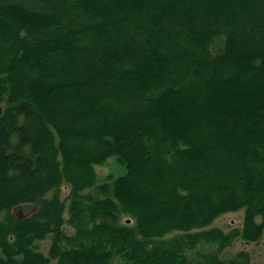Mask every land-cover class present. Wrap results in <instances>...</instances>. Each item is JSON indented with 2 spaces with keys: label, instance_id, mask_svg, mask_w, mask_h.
Wrapping results in <instances>:
<instances>
[{
  "label": "trees",
  "instance_id": "1",
  "mask_svg": "<svg viewBox=\"0 0 264 264\" xmlns=\"http://www.w3.org/2000/svg\"><path fill=\"white\" fill-rule=\"evenodd\" d=\"M237 238H264V0H0V264H249Z\"/></svg>",
  "mask_w": 264,
  "mask_h": 264
},
{
  "label": "rangeland",
  "instance_id": "2",
  "mask_svg": "<svg viewBox=\"0 0 264 264\" xmlns=\"http://www.w3.org/2000/svg\"><path fill=\"white\" fill-rule=\"evenodd\" d=\"M98 178L103 179L107 175L118 176L124 172V167L117 160L116 156H111L107 162L103 165L96 166ZM138 187L142 188L143 184H138ZM64 192L66 189L64 188ZM245 209L242 208L238 211L227 213L218 219H216L210 226H219L225 230L232 227L242 228L244 222ZM66 215L68 213L66 211ZM261 220V217H258ZM49 246V240H45L40 244L41 249L46 252ZM239 252H247L250 255L249 264H264V238L263 240L255 243H247L241 238H237L233 245L227 249V256H235Z\"/></svg>",
  "mask_w": 264,
  "mask_h": 264
}]
</instances>
